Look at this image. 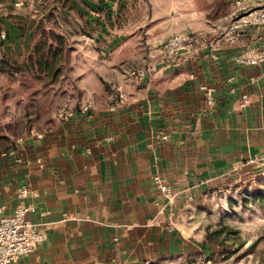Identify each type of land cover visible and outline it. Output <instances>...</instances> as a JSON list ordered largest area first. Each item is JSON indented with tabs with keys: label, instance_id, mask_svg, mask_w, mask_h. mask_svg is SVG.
<instances>
[{
	"label": "crops",
	"instance_id": "obj_1",
	"mask_svg": "<svg viewBox=\"0 0 264 264\" xmlns=\"http://www.w3.org/2000/svg\"><path fill=\"white\" fill-rule=\"evenodd\" d=\"M129 1L101 0L98 10L87 12L69 59L80 97L62 108L73 115L55 113L16 142L20 133H0L10 139L0 145V207L10 212L32 205L29 217L45 235L11 264L199 260L207 246L185 225L186 202L209 179L264 154V62L232 59L264 48V25L226 40L237 14L234 0H142L138 6L132 0L131 17L123 14L127 22L115 21L113 5ZM181 32L197 34L204 44L164 61L159 40ZM34 45L28 30L0 13L2 127L15 100L4 63L22 62ZM142 65L151 69L144 79L130 75ZM201 85L213 88V106ZM156 175L175 191L170 210L161 209Z\"/></svg>",
	"mask_w": 264,
	"mask_h": 264
},
{
	"label": "rangeland",
	"instance_id": "obj_2",
	"mask_svg": "<svg viewBox=\"0 0 264 264\" xmlns=\"http://www.w3.org/2000/svg\"><path fill=\"white\" fill-rule=\"evenodd\" d=\"M99 1L0 0V13L11 17L23 32L28 30L35 44L22 62L4 63L12 71L8 81L15 100L7 110L8 125L2 127L5 123L0 122V133H20L14 138L16 142L80 97L69 75V59L76 54L77 33L86 26L87 12L98 10ZM134 1L138 6L142 0ZM130 2L127 6L119 7L118 2L113 5L119 12L114 15L115 21L127 22L125 13L131 17ZM99 14L100 20L104 13ZM9 142L0 136V145ZM173 204L161 209L170 210ZM186 206L181 212L185 225L207 246L205 254L193 264H264V154L209 179L190 196Z\"/></svg>",
	"mask_w": 264,
	"mask_h": 264
},
{
	"label": "built area",
	"instance_id": "obj_3",
	"mask_svg": "<svg viewBox=\"0 0 264 264\" xmlns=\"http://www.w3.org/2000/svg\"><path fill=\"white\" fill-rule=\"evenodd\" d=\"M238 14H236L227 25L223 35L226 40L239 37L246 27L250 25H264V0H234ZM3 37V33L1 34ZM200 41L197 34L193 32H181L173 34L165 40H159L161 46V56L164 61L175 60L180 55L191 51ZM214 49L217 46L214 45ZM233 61L240 65H256L264 62V48H247L233 56ZM150 66L142 65L130 71V75L136 79H144L150 72ZM200 90L207 106L215 104L213 88L201 85ZM247 96H244L246 100ZM122 102V99L119 103ZM116 104L110 106L114 110ZM87 111V106L82 109ZM60 118L67 119L73 115L72 111L61 110L58 113ZM167 134H161L162 139L167 138ZM21 140V139H20ZM154 184L163 197L161 207L171 206L175 198V191L160 176H154ZM27 190H19L21 197L27 195ZM33 209L30 204H23L15 207L10 212H5L4 206L0 207V264H11L18 258L26 256L40 245L45 238L43 230L39 224L33 222L29 213ZM210 262V261H207ZM181 264H193L192 262H182Z\"/></svg>",
	"mask_w": 264,
	"mask_h": 264
},
{
	"label": "trees",
	"instance_id": "obj_4",
	"mask_svg": "<svg viewBox=\"0 0 264 264\" xmlns=\"http://www.w3.org/2000/svg\"><path fill=\"white\" fill-rule=\"evenodd\" d=\"M45 45H46V43L43 44V46H45Z\"/></svg>",
	"mask_w": 264,
	"mask_h": 264
}]
</instances>
